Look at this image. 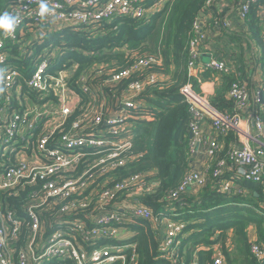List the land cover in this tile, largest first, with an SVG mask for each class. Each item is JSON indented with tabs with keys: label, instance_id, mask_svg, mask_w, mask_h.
I'll return each instance as SVG.
<instances>
[{
	"label": "built area",
	"instance_id": "1",
	"mask_svg": "<svg viewBox=\"0 0 264 264\" xmlns=\"http://www.w3.org/2000/svg\"><path fill=\"white\" fill-rule=\"evenodd\" d=\"M3 9L19 18L9 35L0 30V264H138L135 226L148 221L159 236L160 256L176 262L179 235L186 221L176 219L182 194L205 187L232 194L243 192L239 181L264 184V122L260 89L252 96L241 78L228 98L232 109H220L190 80L180 88L189 104V154L204 153L208 162L190 170L169 193L165 209L154 214L142 199L155 183L144 174L116 181L109 174L129 158L140 122L150 119L142 95L161 76L145 71L153 57H137L121 70L93 67L82 74L78 88L69 84L72 71L61 63L66 51L51 41L65 30L103 33L117 17L148 18L156 3L149 0H1ZM218 0H206L193 23L188 75L200 82L199 61L204 40L201 15ZM261 0H244L245 21ZM49 12L40 15V4ZM126 53L128 48H123ZM232 74L225 61L212 59L207 68ZM97 70L96 75L91 71ZM105 73L107 79H97ZM130 79L120 95L105 90ZM96 84V85H95ZM261 86V85H260ZM84 95L85 97L83 98ZM249 105V113L243 109ZM75 115L73 121L69 119ZM209 123L225 138L210 140ZM17 199L19 207L12 205ZM172 220V221H171ZM251 252L264 261V246L252 242ZM192 264H198L195 260ZM214 264H224L220 253Z\"/></svg>",
	"mask_w": 264,
	"mask_h": 264
},
{
	"label": "trees",
	"instance_id": "2",
	"mask_svg": "<svg viewBox=\"0 0 264 264\" xmlns=\"http://www.w3.org/2000/svg\"><path fill=\"white\" fill-rule=\"evenodd\" d=\"M158 0H149L148 5ZM160 1V0H159ZM206 0H166L163 8L148 18L117 17L103 27V33L92 36L88 32L65 30L51 41L66 48L61 59L72 71L69 84L76 89L82 74L93 67L121 70L131 66L137 57H153L155 62L145 71L163 74L156 83L148 86L142 95L149 108L150 119L137 126L136 137L130 149L127 163L111 172L116 181L144 174V179L155 183L151 193L142 194L144 202L154 214L165 209L166 198L176 190L190 170L189 141L191 121L190 107L180 88L188 81L196 87L197 79L188 75L190 61L189 42L193 36V23L204 9ZM3 3L0 0V11ZM256 8L250 12L253 37L264 55V38L260 34ZM128 48L129 52L122 49ZM97 70L91 71L96 75ZM240 74V73H239ZM103 73L97 79H107ZM240 77L242 78L241 74ZM130 79H123L114 87L105 90L111 95L108 100L115 105L113 95H120L127 88ZM237 76H225L216 89L212 102L220 109H232L234 102L228 98V90ZM264 106V81L260 86ZM83 98L85 97L82 95ZM86 98V97H85ZM264 108V107H263ZM75 115L68 122L73 121ZM264 122V112L262 113ZM233 138L227 135L226 141ZM243 192L225 194L205 187L196 194H182L186 206H176V219L186 221L184 232L179 235L176 262L160 256L159 236L151 224L142 220L135 226L136 234L131 242L136 244L138 264H214L220 253L224 264H264L251 252L252 242L264 245V208L260 202L264 184L240 180ZM12 205L19 207L17 199ZM255 228L259 238L251 240L249 230ZM231 230V231H230ZM232 232L230 236V232Z\"/></svg>",
	"mask_w": 264,
	"mask_h": 264
},
{
	"label": "crops",
	"instance_id": "3",
	"mask_svg": "<svg viewBox=\"0 0 264 264\" xmlns=\"http://www.w3.org/2000/svg\"><path fill=\"white\" fill-rule=\"evenodd\" d=\"M243 1L218 0L209 11H205L201 15L205 37L201 45L202 54L198 65L200 82H198L199 87L197 88L210 99L214 97L216 89L223 83L225 76L241 78V74V79L248 86L251 96L256 94L264 81V55L253 37L250 13L245 21L239 14ZM255 8V17L259 20L260 34L264 38V0H261L259 6ZM212 59L225 61L229 64L232 67V74L219 73V75L217 71L206 69L207 63ZM161 77L165 76L161 74ZM243 113L244 115L249 113V105L243 109ZM204 134L210 140L219 137L222 144L229 145L225 138L218 135V131L209 123L205 124ZM232 135L235 136L234 133ZM208 160L209 158L204 153L196 152L193 157L189 154V162L194 161L198 168H203ZM259 202L264 208V194H262ZM250 228L249 238L254 240L257 237L258 239L259 235L255 228ZM252 231L255 236L252 235Z\"/></svg>",
	"mask_w": 264,
	"mask_h": 264
},
{
	"label": "clouds",
	"instance_id": "4",
	"mask_svg": "<svg viewBox=\"0 0 264 264\" xmlns=\"http://www.w3.org/2000/svg\"><path fill=\"white\" fill-rule=\"evenodd\" d=\"M48 12V6L45 3H41L40 15L43 17ZM18 20L19 18L17 16L10 15L8 12L0 14V30H3L5 34L10 35L14 31Z\"/></svg>",
	"mask_w": 264,
	"mask_h": 264
},
{
	"label": "rangeland",
	"instance_id": "5",
	"mask_svg": "<svg viewBox=\"0 0 264 264\" xmlns=\"http://www.w3.org/2000/svg\"><path fill=\"white\" fill-rule=\"evenodd\" d=\"M166 0H158V1H156V4H155V6L153 7V12L154 13H157V12H159L162 8H163V4H164V2H165ZM152 12V13H153ZM152 13H150L149 14V16L152 14ZM153 13V14H154ZM219 73H221V72H218L217 74H219ZM223 74V73H222ZM220 75V74H219ZM96 85V84H95ZM172 221V220H171ZM231 231V230H230ZM229 231V232H230ZM252 233V235H254L255 236V234L253 233V231L251 232ZM231 234H232V232H230V236H231ZM263 244H264V242H262ZM264 246V245H263Z\"/></svg>",
	"mask_w": 264,
	"mask_h": 264
}]
</instances>
